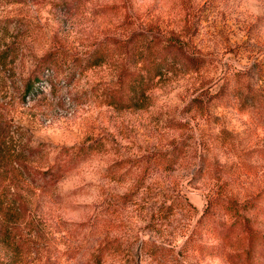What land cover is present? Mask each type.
Masks as SVG:
<instances>
[{
  "label": "rangeland",
  "instance_id": "rangeland-1",
  "mask_svg": "<svg viewBox=\"0 0 264 264\" xmlns=\"http://www.w3.org/2000/svg\"><path fill=\"white\" fill-rule=\"evenodd\" d=\"M0 264H264V0H0Z\"/></svg>",
  "mask_w": 264,
  "mask_h": 264
},
{
  "label": "trees",
  "instance_id": "trees-1",
  "mask_svg": "<svg viewBox=\"0 0 264 264\" xmlns=\"http://www.w3.org/2000/svg\"><path fill=\"white\" fill-rule=\"evenodd\" d=\"M165 48H169V46H167V47H165ZM162 50H164L163 48H162ZM161 50V51H162ZM169 51H171V52H177V50L175 49V48H172V49H170ZM166 52H168L167 50H166ZM178 53H179V51H178ZM41 63H40V67H42V69L43 70H48V71H51L52 70V67H51V65H50V63H49V61H48V58H44L42 61H40ZM157 69H158V66H157ZM35 81H37V78H34V80H32L31 82H30V84H28V88H33V85H34V82ZM139 85H140V83L137 81V80H134L132 83H131V89L134 91H136L137 89H138V87H139ZM52 88H53V86H52ZM135 91H134V93H135ZM135 102V100H134V98H128V100H123L122 99V97H118L117 98V101H116V104H118V105H123V106H121V107H123V108H131V107H133V105H136V104H134V102ZM231 226H233V224H231ZM246 229V228H245ZM247 233V232H246ZM251 236V238H253L254 236H256V233H252V232H249L248 233V237H250ZM257 237H259V238H262V236H259L258 234H257Z\"/></svg>",
  "mask_w": 264,
  "mask_h": 264
}]
</instances>
